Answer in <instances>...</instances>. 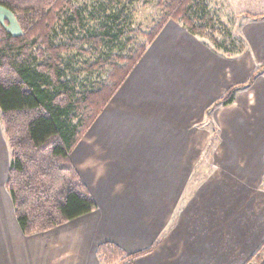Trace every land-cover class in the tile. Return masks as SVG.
<instances>
[{
  "label": "crops",
  "instance_id": "1",
  "mask_svg": "<svg viewBox=\"0 0 264 264\" xmlns=\"http://www.w3.org/2000/svg\"><path fill=\"white\" fill-rule=\"evenodd\" d=\"M247 35L257 58L264 59V32ZM237 61L217 54L180 24L169 21L71 154L97 208L30 237L22 236L17 221L1 208L0 264H99L97 250L104 242L119 245L125 254L153 247L145 257H153V264H198L193 254H178L181 259L175 261V251L164 248L169 239L176 241L177 223L187 210L184 197L195 195L186 186L193 166L199 163L197 146L195 140L185 141L183 126L201 112L204 120L209 103L212 106L231 86L247 82L255 69ZM229 80L217 98L215 94ZM259 81L264 85V75L251 88ZM260 104L249 140L254 149L251 166L258 163L257 152L264 142V100ZM241 146L248 149L245 143ZM84 158L89 163L80 166ZM207 202L200 203L205 215L191 217L196 227L183 237L209 242L214 221L213 212L204 209ZM221 212L224 220L223 207ZM183 237L179 241L185 244ZM69 253L75 256L70 262L65 261ZM246 259L243 256L241 264L253 260ZM263 262L264 256L250 264Z\"/></svg>",
  "mask_w": 264,
  "mask_h": 264
},
{
  "label": "trees",
  "instance_id": "2",
  "mask_svg": "<svg viewBox=\"0 0 264 264\" xmlns=\"http://www.w3.org/2000/svg\"><path fill=\"white\" fill-rule=\"evenodd\" d=\"M110 3L115 8L122 0H104L98 9L75 0H0L20 30L13 33L9 22L0 19V122L11 150L6 188L17 223L27 236L97 208L71 154L169 21L221 56L232 58L236 51L226 54L204 39L218 44L214 32L218 26L206 15L205 0H159L162 17L143 33L145 43L128 51L131 14L123 8L108 12ZM247 16L264 20V14ZM243 42L237 44L239 55L246 49ZM82 56L85 63L78 64ZM98 68L107 71L106 79L85 87L81 80L86 78L80 75ZM262 75L264 66L254 70L247 82L231 86L207 109L206 117L212 119L211 110L232 104L240 90L250 88ZM152 250L125 254L119 245L104 242L97 254L107 262H125ZM263 252L264 246L256 258Z\"/></svg>",
  "mask_w": 264,
  "mask_h": 264
},
{
  "label": "rangeland",
  "instance_id": "3",
  "mask_svg": "<svg viewBox=\"0 0 264 264\" xmlns=\"http://www.w3.org/2000/svg\"><path fill=\"white\" fill-rule=\"evenodd\" d=\"M75 1L80 4L90 5V8L98 9L102 6L104 0ZM205 3L207 6L206 15H209L215 21L216 26H218L214 30L218 44L213 43L208 37H204V39L208 40L209 43L219 50H226V54H230L228 52L229 49L234 48L236 51L230 54L233 55L230 59L245 63V65L249 66H246V68L256 70L264 66V59L257 58L247 35L252 33L261 36V33L264 32V22L254 21L247 16L248 13L264 14V0H205ZM121 8L124 9L126 14H131L129 33L127 35V38H132L128 45L129 51L145 43L143 33L149 32L160 20L163 9L159 5V0H122V3H117L115 8L110 3L108 12L117 11ZM0 19L9 22L8 28L13 33L17 34L20 32L14 17L1 6ZM224 26H227L229 31L225 30ZM209 32L211 34V31ZM238 42L246 43L242 59H240L242 54H237ZM84 57L86 56H82V61L79 60L78 64L85 63L86 59ZM89 58L94 60L95 55ZM91 62L93 61H88V63ZM78 64L76 65L77 67L79 66ZM108 69L109 67L106 70ZM80 76L81 78H86L81 80V83L85 87H90L106 79L107 71L104 73L98 68L92 73L84 72ZM231 81L224 82V85L219 88L220 91L215 96L217 97L220 92L222 93L226 85ZM262 86L264 85L260 84L259 81L256 88L250 87L240 90L233 105L210 111L212 119H208L205 116L203 120V112H201L198 116L192 117L183 126V128L187 129V131L183 132L185 141L189 142L191 140L193 142L195 140L199 163L197 166H193L191 179L186 186L188 189H193L195 195L184 197L187 203L183 206H187V210L181 214L182 222L179 221L177 223L178 234L176 241L178 242L169 239L170 243L164 246L167 250H171L172 254L175 251L176 257H173L175 261L181 259L177 256L178 254H193L196 256L198 264H241L243 261H241V258L246 256V261L249 257H252L253 260H249L246 263L250 264L261 260L264 256L263 252L260 258H256L257 252L264 246V142L257 152L260 153L259 155L257 154L259 156L256 159L258 163L252 166L249 164L252 159L250 153L254 151L252 146L249 147V140L254 135L253 127L259 118L260 103L263 104L264 100V88ZM211 104L209 103L207 107L210 108ZM196 124L199 127H206L208 131L195 127ZM236 131L237 134H240L239 136L235 134ZM241 143H245L248 149H243ZM208 145L210 146L208 147ZM10 160L11 150L0 122V209H8L9 215H12L16 222L17 219L11 196L6 188ZM225 161H229V165L224 164ZM232 161H235L234 164ZM87 163L89 161L84 158L79 162V165L84 166ZM73 166L81 176L74 163ZM206 199H208L207 205L203 204V206L204 209L207 207L208 211L211 210L213 212L211 216H213L214 227L212 228L209 242L203 244L198 237L191 239L188 236L187 238L183 236L188 235L196 227V222L194 219L191 220V217L194 218L196 214L201 217L205 215L200 203ZM197 205L198 208H196ZM221 207H223L224 211V220L221 218ZM0 214L2 215L1 211ZM21 233L22 236L28 237L22 230ZM38 234L40 233L29 235V237ZM181 237H183L185 244L179 241ZM225 237H228V239ZM179 245L180 250L178 249ZM57 256L61 255H55V257ZM147 256L143 255L125 262L121 260L107 262L98 255L97 258L99 264H153L154 258H145ZM74 257L73 253H69V255L65 256V261L72 260ZM239 257V260L235 259ZM170 260L173 259L171 258Z\"/></svg>",
  "mask_w": 264,
  "mask_h": 264
},
{
  "label": "bare ground",
  "instance_id": "4",
  "mask_svg": "<svg viewBox=\"0 0 264 264\" xmlns=\"http://www.w3.org/2000/svg\"><path fill=\"white\" fill-rule=\"evenodd\" d=\"M152 86V85H151ZM165 91V90H164ZM161 92V91H160ZM136 95V94H135ZM163 96V95H162ZM143 97V96H142ZM176 101V100H175ZM191 104V103H190ZM180 118V117H179ZM170 130V129H169ZM133 135V134H132ZM155 135V134H154ZM144 146V145H143ZM118 147V146H117ZM158 170V169H157ZM147 176V175H146ZM146 181V180H145ZM148 182V181H147ZM139 195V194H138Z\"/></svg>",
  "mask_w": 264,
  "mask_h": 264
}]
</instances>
